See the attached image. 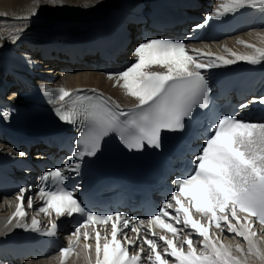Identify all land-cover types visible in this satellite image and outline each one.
Segmentation results:
<instances>
[{
  "label": "snow or ice",
  "instance_id": "1",
  "mask_svg": "<svg viewBox=\"0 0 264 264\" xmlns=\"http://www.w3.org/2000/svg\"><path fill=\"white\" fill-rule=\"evenodd\" d=\"M48 3L64 6L63 0H48ZM245 7L264 9V0H227L209 14L204 24ZM36 14L34 9L32 15ZM248 46L254 48L251 55L230 53L234 58L218 56L205 63L199 57L190 55L181 41L149 39L138 44L133 49L134 62L123 71L108 74L110 79L116 77L126 94L136 99L133 108L121 110L119 105L113 107L100 98L77 96L70 107L65 108L61 104L55 109L61 121L72 125L79 123L83 129L76 140L78 150L73 155L80 159L94 157L104 138L112 133L130 151L142 150L145 145L159 148L163 130H183L186 119L193 116L195 107L207 108L210 88L202 70L231 65L237 60H244L251 65L264 61V49ZM200 55L211 56L210 53ZM153 66H160L165 71H151ZM72 95L74 93L60 89L53 102H64L66 97ZM259 102L264 104V99ZM245 107L247 105H241V108ZM0 118L7 119V115ZM208 132L203 146L193 154L192 172L172 182L175 190L170 193V198L164 201L156 215L147 220L148 230L153 237L156 233L152 230L156 227L172 234V238L159 236V240L166 245L163 255L158 251V243L154 238L145 236L143 244L139 245L140 229L121 213L101 216L88 211L74 197L78 189L69 191L64 187L68 178L65 171L78 174V163L65 170H49L40 177L45 185L55 186L54 189L41 186L38 190V198L43 202L38 211L49 217L46 230L41 231L35 217L31 225L19 222V218L26 216L23 205L29 188L20 189L12 218H17V227L31 228L43 236L54 237L58 234L57 220L79 215L82 220L69 237V247L60 249L63 258L67 257L81 236L85 241L84 249L91 248L88 241L92 236L87 230L81 232L82 229L90 224L107 225L111 222V239H108L107 233L102 235L99 230H95V264H145V260L148 264H247V256H254L264 264V250L252 239L257 232L251 222L254 217L264 225V123L242 121L233 115L223 114L214 120ZM27 206H33L32 197H27ZM173 208L174 215L168 211ZM193 210L207 217V224L193 219ZM53 213L56 220L51 219ZM241 213L245 215L241 217ZM181 214L183 228H190L196 236L203 238L199 252L192 233L185 234L181 243H175L180 239L178 233L182 229L163 219L167 217L180 224ZM140 223L144 224V221ZM213 225L221 232L226 226L228 233L242 237L247 242L246 252L237 244L235 252L240 253V256H236L230 247L210 239V227ZM122 228H130L137 236L129 238ZM120 235L124 236L123 241L118 239ZM184 245H187V250ZM137 246L139 251H135Z\"/></svg>",
  "mask_w": 264,
  "mask_h": 264
},
{
  "label": "bare ground",
  "instance_id": "2",
  "mask_svg": "<svg viewBox=\"0 0 264 264\" xmlns=\"http://www.w3.org/2000/svg\"><path fill=\"white\" fill-rule=\"evenodd\" d=\"M117 0H63L64 6H52L48 0H0V79L8 65L7 60L12 58L14 48L19 42L33 40L44 35L53 34V29L59 27H70L66 22L73 26H78L77 21L71 20H88L98 17L102 14L105 7L112 6ZM36 15H32L33 10ZM83 13V14H81ZM28 17V19H23ZM37 41V40H36ZM9 43L8 49L3 50L1 46ZM264 49V32H252L249 34L239 35L237 39H229L221 46L222 53H236L237 55H251L254 48ZM57 82L68 85L69 88L75 86H93L99 87L111 94L117 96L115 89L110 88V82L105 81V77L99 73L82 70L77 73L63 74L58 77ZM128 105L134 104V100L125 99ZM169 130H163L161 134H168ZM122 145V144H121ZM167 144L162 146V149ZM123 146V145H122ZM125 149L123 154L117 153L113 149L101 145L98 151L100 160L109 167L115 168L124 163L128 164L129 158L136 153L149 154L152 151L150 146L145 145L142 150ZM13 209V202L9 198L0 200V235L8 234L15 226V218L10 221V211ZM235 223V222H233ZM259 229V228H258ZM258 235L252 239L258 244L261 250H264V231L259 229ZM215 242L224 244L233 250V254L240 256L235 252L237 244L246 252L247 242L242 237L235 236V233H228L227 228L223 231ZM219 237V236H218ZM200 245L198 252L201 250ZM58 256L52 255L44 259L28 260L24 264H57ZM247 264H261L254 256H247ZM65 264H95V251L93 249L85 250L84 247L78 249V253L72 256Z\"/></svg>",
  "mask_w": 264,
  "mask_h": 264
},
{
  "label": "rangeland",
  "instance_id": "3",
  "mask_svg": "<svg viewBox=\"0 0 264 264\" xmlns=\"http://www.w3.org/2000/svg\"><path fill=\"white\" fill-rule=\"evenodd\" d=\"M81 14H83V13H81Z\"/></svg>",
  "mask_w": 264,
  "mask_h": 264
}]
</instances>
